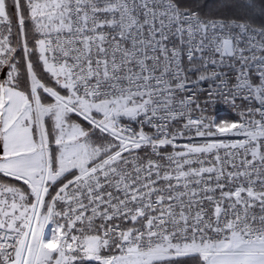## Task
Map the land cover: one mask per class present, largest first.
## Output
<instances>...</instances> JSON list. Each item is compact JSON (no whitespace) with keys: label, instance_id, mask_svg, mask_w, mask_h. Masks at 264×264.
Returning <instances> with one entry per match:
<instances>
[{"label":"snow or ice","instance_id":"obj_1","mask_svg":"<svg viewBox=\"0 0 264 264\" xmlns=\"http://www.w3.org/2000/svg\"><path fill=\"white\" fill-rule=\"evenodd\" d=\"M0 264H264V0H0Z\"/></svg>","mask_w":264,"mask_h":264},{"label":"built area","instance_id":"obj_2","mask_svg":"<svg viewBox=\"0 0 264 264\" xmlns=\"http://www.w3.org/2000/svg\"><path fill=\"white\" fill-rule=\"evenodd\" d=\"M212 115L215 117L217 122L234 118V113L227 105L223 103H217L215 105Z\"/></svg>","mask_w":264,"mask_h":264},{"label":"rangeland","instance_id":"obj_3","mask_svg":"<svg viewBox=\"0 0 264 264\" xmlns=\"http://www.w3.org/2000/svg\"><path fill=\"white\" fill-rule=\"evenodd\" d=\"M50 236H51L50 230H46V238H50Z\"/></svg>","mask_w":264,"mask_h":264}]
</instances>
